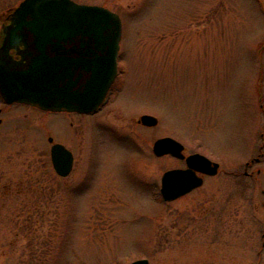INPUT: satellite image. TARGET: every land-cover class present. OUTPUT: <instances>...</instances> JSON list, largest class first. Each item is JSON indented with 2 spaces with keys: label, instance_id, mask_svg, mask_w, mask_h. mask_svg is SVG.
I'll list each match as a JSON object with an SVG mask.
<instances>
[{
  "label": "rangeland",
  "instance_id": "obj_1",
  "mask_svg": "<svg viewBox=\"0 0 264 264\" xmlns=\"http://www.w3.org/2000/svg\"><path fill=\"white\" fill-rule=\"evenodd\" d=\"M19 1L0 0V15ZM76 1L120 16L113 92L82 128L77 116L0 103V239L15 240V226L16 250L42 241L43 260L30 264H264V0ZM143 113L157 124H136ZM48 135L76 154L69 177L79 186L68 193L67 178L44 211L27 212L33 197L15 193L14 180L38 175ZM162 136L218 161L217 174L164 201L160 177L183 162L152 153ZM5 264L23 261L11 254Z\"/></svg>",
  "mask_w": 264,
  "mask_h": 264
},
{
  "label": "water",
  "instance_id": "obj_2",
  "mask_svg": "<svg viewBox=\"0 0 264 264\" xmlns=\"http://www.w3.org/2000/svg\"><path fill=\"white\" fill-rule=\"evenodd\" d=\"M7 18L0 44V95L6 103L79 113L99 108L117 74L122 31L118 13L74 0H21ZM138 121L154 126L157 118L144 113ZM183 149L170 136L152 144L154 155L169 154L186 163L185 168L162 173L159 191L164 200H174L200 186L203 178L197 172L212 176L218 171V163L206 155H185ZM51 158L56 172L67 175L73 160L70 150L53 143ZM127 264L149 261L142 257Z\"/></svg>",
  "mask_w": 264,
  "mask_h": 264
},
{
  "label": "flooded vegetation",
  "instance_id": "obj_3",
  "mask_svg": "<svg viewBox=\"0 0 264 264\" xmlns=\"http://www.w3.org/2000/svg\"><path fill=\"white\" fill-rule=\"evenodd\" d=\"M8 22V18L6 15H0V44H1V40H2V36H3V25L6 24ZM10 53L16 57V51L14 49L10 50ZM117 61H118V55H117ZM118 74V72H117ZM117 77V75H116ZM115 77V79H116ZM258 78V79H257ZM256 78V82H257V95H256V102L257 105L260 109L261 114L264 116V102H263V96H262V84H261V78H262V74H261V67L259 69V73L257 75ZM112 82L111 86L108 89V92L103 100V102L100 104L99 108H97L96 110L92 111V112H88V113H79L76 111H55L57 113H61V114H65V115H73V116H77L79 117L80 121V127L82 128V125L85 124V122H83L84 118L83 117H89L94 115L95 113L99 112L107 103L109 96L112 94L113 92V86L115 83V80ZM0 103L3 106H11V105H15V104H19V105H27V104H22V103H11V104H7L6 102H4L1 97H0ZM30 106V105H28ZM30 107H35V106H30ZM37 108V107H36ZM39 109V108H37ZM41 110V109H39ZM2 110H0L1 113ZM42 112H52V111H45V110H41ZM134 120V119H133ZM135 123L138 125H142L141 123H139L138 118H136ZM1 122V120H0ZM157 124V123H156ZM155 124V125H156ZM263 124V123H262ZM154 125V126H155ZM101 126V125H100ZM145 126V125H143ZM152 127V126H149ZM261 135H264V124L262 125V131L260 133ZM128 140L131 139L132 137L134 138V136L132 135H127ZM49 137H52L50 135L47 136V141L49 143V146H47V153H45L44 149H40L39 153H38V159H40V163L38 162V165H36V168L38 170V175L36 176H26V177H18L14 180L16 188H15V193H27L32 195L33 199L31 201H27V202H23L24 203V207L27 206L26 210L27 212L33 211L34 208L38 207V209L44 211L45 210V201L46 199H50L51 196L54 195V193H57V191H59V185L60 183L64 182L67 178H71L69 177L70 174H72L76 168V163H77V159H76V154L74 153V151L70 148H68L64 142L58 140V141H54L53 137H52V141H49ZM89 137H91V134L89 135ZM131 137V138H130ZM134 140V139H132ZM53 143H60L63 144L66 148H68L70 150V152L72 153V166L70 171L68 172L67 175H60L58 172H56V170L54 169L53 166V162H52V158H51V146ZM49 147V148H48ZM189 154V153H188ZM263 155V153H258L256 156H252L248 161H246L244 163V174L245 175H249L250 173H248V168L249 166L254 163V162H258L260 160V155ZM172 157V156H171ZM181 161L183 162V166L181 168L185 167V161L183 159H181ZM218 162V161H216ZM84 180H87L88 177V172L90 171L91 165H90V161L86 160L84 163ZM220 168V163L218 162V170ZM53 173V175H52ZM199 175L202 176L203 181H204V177L207 175L204 174H200ZM81 179V177H80ZM72 180V181H71ZM69 183H65L67 184L66 187L70 186L68 193L71 192H75L77 187L79 185H77V182L73 181V179L71 178ZM21 183V184H20ZM80 183V182H79ZM5 186V190L3 192V195H10L12 193V189L9 188V185L6 184ZM71 186H73L72 188H74V191L72 190ZM153 187H155V183L153 185ZM198 188V187H196ZM196 188L192 189L191 191H189L188 193H191L193 190H195ZM186 193V194H188ZM53 194V195H52ZM184 194V195H186ZM29 195V196H30ZM40 197V199H36L37 204L35 203V198L34 196ZM39 195V196H38ZM183 195V196H184ZM182 197V196H180ZM28 200V199H27ZM44 201V202H43ZM57 201V199H56ZM48 204V201H47ZM49 206V204H48ZM27 219V218H26ZM21 228V226H20ZM12 230V234L15 240H5V239H0V264H5V261H7L8 259L11 258V254L14 255L15 259H19L21 258V260L23 261V264H30V262L34 263L37 262L39 260V252L41 254V260H43V253L44 250L42 249L43 245H42V241H36V240H31V241H26L25 243V249L21 251L20 250H16V243H17V235H18V230L15 229V226L13 227ZM22 255V256H21Z\"/></svg>",
  "mask_w": 264,
  "mask_h": 264
}]
</instances>
